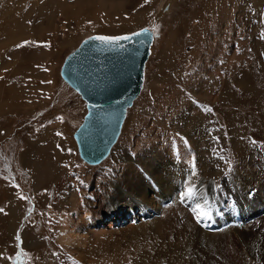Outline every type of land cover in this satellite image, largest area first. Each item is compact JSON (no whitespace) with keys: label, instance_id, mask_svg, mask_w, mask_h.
Masks as SVG:
<instances>
[{"label":"rangeland","instance_id":"obj_1","mask_svg":"<svg viewBox=\"0 0 264 264\" xmlns=\"http://www.w3.org/2000/svg\"><path fill=\"white\" fill-rule=\"evenodd\" d=\"M141 27L153 33L141 89L109 153L86 164L72 137L85 106L62 61L88 35ZM262 37L264 0H0V264H140L160 251L142 243L152 229L162 249L199 243L171 200L150 230L139 213L117 219L98 205L128 165L136 172L114 186L150 201L187 173L194 189L238 176L254 190L259 172L264 183ZM219 236L184 264H264L257 242L246 251Z\"/></svg>","mask_w":264,"mask_h":264},{"label":"bare ground","instance_id":"obj_2","mask_svg":"<svg viewBox=\"0 0 264 264\" xmlns=\"http://www.w3.org/2000/svg\"><path fill=\"white\" fill-rule=\"evenodd\" d=\"M153 165L155 168H157V165L155 164ZM151 168L152 167H149V169L146 170V174H148ZM143 169H145V167H143ZM135 172L136 169L130 170V165L126 167H122L119 170L118 176L124 175V177L122 178L123 181L118 179L117 176V179L115 178L116 181H114L113 183L110 182L109 184L110 186L106 187L105 197L109 196L110 200L107 202H104L102 200L100 202V204L98 205V211L99 210L101 211H99V213L107 212L110 215L117 217V219L122 215L121 216L122 218H131L135 220L137 219V214L139 213L138 214L139 217H142V220L139 222H143V230L144 229L150 230L152 226L158 225L161 216H163L164 212L170 209L169 206L171 202V205L174 208L177 207L178 210L181 212L182 216H184L183 217L184 220H186V222H188L190 225L193 226L192 229L193 235L192 237H190V239H193V243L195 241L199 242L192 245H185L186 247H184L183 250H173L172 247L167 245H164L166 249H162L159 246V241L161 242L160 244H162L163 238L159 234L157 229L155 230L152 229L147 235L143 234L145 235L143 238L142 235H140L142 238V243H144L145 240H148L149 242H151L150 243L151 245L155 241L154 245L159 247L160 251L156 250L155 246H153V249L156 250L157 253L152 255L151 258H148V260H140V264H179L176 263V260H180L184 264L185 261L184 255L186 254L188 248L190 247L204 248L205 245L202 244L201 242L204 243V241H206L207 243L210 244L212 240H214L213 239L214 237L218 235L222 236V234L224 233H228V239L229 238L232 239L234 247L236 248H238L236 244H239V246L240 245L243 246L244 250L250 251V248L254 246L255 242H257L255 246H258L259 248L262 249V251H264V248L261 247L260 244V242L263 239L262 232L264 230V183L263 180L260 179V175L262 174L261 172L253 174L254 179H256L254 182H257L259 185V188H256L254 190L250 188L251 187L250 185H248L250 181H248L247 183L245 177H243L242 179L241 177H238L236 175H235L236 179L233 180H231L230 178H226L222 188L216 189L208 184H203L204 182L203 183L201 182V184L199 183V185L195 186L194 189L192 186L188 184V180L190 179V173L189 174L187 173L181 178L182 184H179L177 180L176 184L173 185L176 187V189L174 188L170 189L168 192L160 191L159 192L160 194L158 193V197L153 201L144 198L142 195L139 196V194L136 193L137 191L134 192L132 189L130 190L125 189L124 192H122L114 186L115 182L117 183L128 182L129 173H135ZM182 174L184 173L182 172ZM194 177L195 175L193 176V178ZM135 180L136 179L133 180V184ZM236 184L239 186L235 187ZM200 186H202V188L201 191L198 193L197 188ZM182 188L186 190L188 188H192L195 194L191 198H181L180 194L184 192L181 191ZM164 202L166 203L163 206ZM232 203H237L239 205V208L235 207V209L239 211V215H237L239 221L231 220L230 222L228 220L229 219L228 213L231 211L229 206L232 205ZM137 204H140V206L137 207V209H141L143 215H140V212L136 210L135 206ZM187 205L189 206L187 207ZM192 212L196 214L203 213V215L199 214L196 219H193ZM131 213L134 214L131 215ZM249 219H253L252 223L249 222ZM223 237H225V235H223ZM211 238L212 240L210 242ZM217 239H215L216 244H217ZM221 241H222V237H221ZM229 242H231V240H229ZM214 246L219 247V245L216 246L215 244ZM256 253L259 254V250ZM259 257L262 260L264 258L262 253L259 254ZM161 258H162V262L159 263L157 260ZM186 264H199V263H196L192 260H188Z\"/></svg>","mask_w":264,"mask_h":264},{"label":"water","instance_id":"obj_3","mask_svg":"<svg viewBox=\"0 0 264 264\" xmlns=\"http://www.w3.org/2000/svg\"><path fill=\"white\" fill-rule=\"evenodd\" d=\"M98 36L129 39L105 43ZM152 41L147 27L119 35L91 34L63 59L59 75L85 106L72 137L86 164H98L116 141L126 110L141 89Z\"/></svg>","mask_w":264,"mask_h":264},{"label":"snow or ice","instance_id":"obj_4","mask_svg":"<svg viewBox=\"0 0 264 264\" xmlns=\"http://www.w3.org/2000/svg\"><path fill=\"white\" fill-rule=\"evenodd\" d=\"M136 35H139V33H136ZM262 38H264V37H262ZM95 39L103 41L105 43H108V42L118 41V40H127V39H129V37H127V36H123V37L98 36V37H95ZM57 135H59V133H57ZM193 168H194V165H193ZM193 174H195V172H193ZM194 194L195 193H194L193 189L188 188L186 191L182 192L180 195H181V198H191ZM198 214L203 215V213H198ZM17 239H19V236H17Z\"/></svg>","mask_w":264,"mask_h":264},{"label":"crops","instance_id":"obj_5","mask_svg":"<svg viewBox=\"0 0 264 264\" xmlns=\"http://www.w3.org/2000/svg\"><path fill=\"white\" fill-rule=\"evenodd\" d=\"M13 202H14V204H18V206H19V203H16L17 201L16 200H13ZM6 205H7V203H6ZM18 206H16V207H18ZM7 214H8V212H7Z\"/></svg>","mask_w":264,"mask_h":264}]
</instances>
